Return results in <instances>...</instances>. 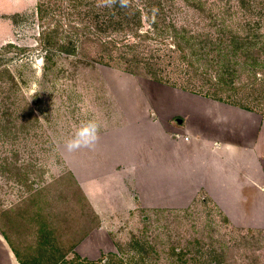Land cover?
<instances>
[{"label":"rangeland","instance_id":"obj_1","mask_svg":"<svg viewBox=\"0 0 264 264\" xmlns=\"http://www.w3.org/2000/svg\"><path fill=\"white\" fill-rule=\"evenodd\" d=\"M147 1L0 0V264H264V0Z\"/></svg>","mask_w":264,"mask_h":264},{"label":"clouds","instance_id":"obj_2","mask_svg":"<svg viewBox=\"0 0 264 264\" xmlns=\"http://www.w3.org/2000/svg\"><path fill=\"white\" fill-rule=\"evenodd\" d=\"M99 125L95 120H86L75 126L70 137L65 141V147L69 152L80 148H91L98 139Z\"/></svg>","mask_w":264,"mask_h":264},{"label":"trees","instance_id":"obj_3","mask_svg":"<svg viewBox=\"0 0 264 264\" xmlns=\"http://www.w3.org/2000/svg\"><path fill=\"white\" fill-rule=\"evenodd\" d=\"M146 1V3L148 4V1L147 0H145ZM153 5L154 4H148L147 5V7L148 8H151V7H153ZM157 5H158V3H157ZM124 6H127L125 3H124ZM137 13V12H136ZM149 14H151V15H153V13H150V12H148ZM137 16H138V14H136ZM139 15H141L140 14V12H139ZM98 17V16H97ZM215 18V17H214ZM123 21H122V24H124L123 25V27H126V25H125V23H130V18H127V17H125L124 19H122ZM223 23V22H222ZM127 26H129V25H127ZM224 30V29H223ZM253 36L254 35H248V36H240V35H237V36H228V38H224L223 37V35L221 36V37H217V44H220V52L222 53V51L224 50V49H226L225 48V46H224V43H225V40H228V42L231 44L233 41H235V40H238V41H240L241 42V44H248L249 43V40L251 39V38H253ZM243 38V40H242V38ZM203 43V42H202ZM210 44H208L207 46H209ZM174 50L175 49H181V47H180V45L176 42L174 45ZM224 46V47H223ZM218 47V48H219ZM198 48H200V49H202L203 48V46L201 45V46H198ZM221 55V54H220ZM181 57L182 58H185L186 57V59H187V56L186 55H181ZM156 80H157V78L156 77H154ZM207 97H211L212 99H215V100H217V101H222V102H225V100L224 99H222L221 97H219L218 95H216L215 93H209V94H207ZM229 104H234L233 102H228ZM4 238H5V240H6V242H7V244H8V246H9V249H10V251L14 254V256H15V258H16V260H17V262L19 263V264H33L34 263V261H36L35 259L33 260L32 259V261H29V262H27V261H25L24 259H22L20 256H19V254L16 252V250L13 248V246L11 245V243L8 241V239H7V237L6 236H4Z\"/></svg>","mask_w":264,"mask_h":264},{"label":"crops","instance_id":"obj_4","mask_svg":"<svg viewBox=\"0 0 264 264\" xmlns=\"http://www.w3.org/2000/svg\"><path fill=\"white\" fill-rule=\"evenodd\" d=\"M10 1H12V0H10ZM7 6L10 7L9 5H7ZM4 7H6V6H4ZM167 140L169 142H171L170 144L172 145L171 149H172L173 153L182 151L183 153L187 152L188 156H191V153H194V152H196L197 155L200 154V151L199 150L197 151V149H200L199 148L200 145H196L195 143L190 142L189 138L185 137V138L181 139L180 137H178V135L175 134V135H171V136L167 137ZM191 150L194 151V152H192ZM2 259H3V257H2ZM3 262H4V264H7V263L8 264H14V263H16L15 260L13 259V257H12V254L10 252L6 254L5 260Z\"/></svg>","mask_w":264,"mask_h":264}]
</instances>
